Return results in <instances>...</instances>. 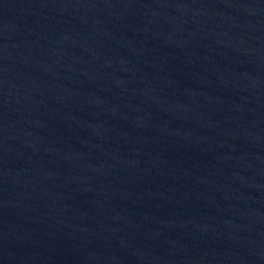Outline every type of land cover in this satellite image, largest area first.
<instances>
[{"label":"water","instance_id":"1","mask_svg":"<svg viewBox=\"0 0 264 264\" xmlns=\"http://www.w3.org/2000/svg\"><path fill=\"white\" fill-rule=\"evenodd\" d=\"M0 264H264V0H0Z\"/></svg>","mask_w":264,"mask_h":264}]
</instances>
